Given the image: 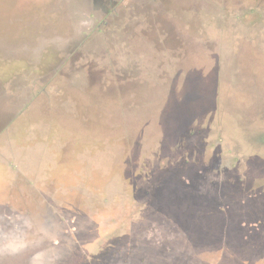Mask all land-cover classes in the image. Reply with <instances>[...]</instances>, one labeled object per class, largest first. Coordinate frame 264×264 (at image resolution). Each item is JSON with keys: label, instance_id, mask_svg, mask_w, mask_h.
<instances>
[{"label": "rangeland", "instance_id": "374dc122", "mask_svg": "<svg viewBox=\"0 0 264 264\" xmlns=\"http://www.w3.org/2000/svg\"><path fill=\"white\" fill-rule=\"evenodd\" d=\"M171 1L23 0L19 17L0 0V26L17 31L0 33V201L34 202L0 214V248L36 242L19 264H103L134 254L115 242L193 241V223L225 241L211 264H264V48L245 69L247 24L228 28L231 52L211 0H183L196 5L189 34ZM258 14L249 32L264 38ZM161 31L204 50L180 48L178 66ZM162 165L174 169L165 184ZM50 167L60 181L46 183Z\"/></svg>", "mask_w": 264, "mask_h": 264}, {"label": "flooded vegetation", "instance_id": "af4514ba", "mask_svg": "<svg viewBox=\"0 0 264 264\" xmlns=\"http://www.w3.org/2000/svg\"><path fill=\"white\" fill-rule=\"evenodd\" d=\"M211 2H213L214 6L218 9L217 12H214L211 14V16H217L219 18V23L220 24H224V27L226 28V41L223 43L224 45H222V41L221 39H218L219 42L221 43V45L225 48V47H230L232 48V51L230 49L231 52H233L235 44L238 45V41L236 39H238L239 36H230V34L232 33V31H230L228 28L233 26H237L238 31L237 32H241V29L243 30V26L247 24V28L250 27V29L252 27L257 26V24L259 23V17L260 15L258 14V8L259 7H263L264 9V0H252L251 2L247 3V5H244V0H211ZM164 3V2H163ZM168 4L172 7V12H173V16L176 15L178 17H181L184 19L187 18V15L189 16V21H190V27L189 30H184L182 31L183 34H189L190 32H194V30H192L193 25L192 23L195 21V16L197 11H196V5L195 4H186L183 2V0H173L171 2H168ZM165 5V3H164ZM246 8V10H248V12H250L252 14L251 19L247 22H245V18H244V9ZM254 15V16H253ZM192 17V19H191ZM182 19V20H183ZM248 19V18H247ZM218 20V19H217ZM227 21L231 22V25H227ZM107 24V21L105 19H101L98 23V27H102L104 25ZM263 27V26H262ZM221 29V28H220ZM249 29V30H250ZM249 30L247 32L242 33L240 36L242 37L239 40H244L247 44H249L250 46L246 49L247 51L242 53L241 56V64L244 65L242 67H244L245 69H247L249 66H245V65H250V66H256V64L258 63L259 57L255 56L256 53L259 52V50L261 48L264 47H260V44H264V38L262 36H260V32L259 30L257 31V34L255 35V37H252L253 35L250 34L251 32H249ZM244 31V30H243ZM161 44H168V39L170 36H168L164 31H161ZM174 33V32H172ZM146 37V36H145ZM171 42L172 45L176 48V52H173L171 55L175 56V60L178 62H175L178 66H182L181 64V56H182V49L180 48H185L189 51V49L191 50H204V49H200L199 47L195 48L196 44H198L197 42H195L194 40H187L185 39V37L182 35V39L179 35L174 33V36L172 35L171 37ZM204 38L205 41L203 42L204 44L207 45L206 48H208V50L206 49L205 51L209 52V50L211 49V47H215V49H217V44H213V42L210 40L211 36H205ZM220 38V37H219ZM147 39V37L145 38V40ZM211 41V42H210ZM212 43V45H211ZM242 43V42H240ZM227 45V46H226ZM221 46V48H222ZM174 48V49H175ZM240 49V48H239ZM190 52V51H189ZM226 51H221V54H228L225 53ZM192 53V52H190ZM255 53V54H254ZM196 54V52H195ZM257 55V54H256ZM226 60V59H225ZM164 61V59H163ZM224 61V60H223ZM243 61V62H242ZM226 63V62H225ZM246 63V64H244ZM226 65V64H225ZM60 160L59 158L54 159V162L52 163V165L59 163ZM54 168L52 169V167H50L48 169V172L45 176V181L46 183L51 184L53 181H60V176L58 175H54ZM6 201L8 202V198L6 199ZM1 202V201H0ZM4 203V202H3ZM3 203L1 202L0 204L3 206ZM2 207H0V214L5 215V213L7 212V209L5 208L3 211H1ZM22 209V208H21ZM20 209V210H21ZM30 207H25L24 211H30ZM200 219V218H199ZM193 223V222H192ZM2 226H4V224L0 223V233L2 234ZM190 228L192 229V231H194L195 233H197V239L193 240V241H186V240H182V239H177V240H173L170 241V244H158L156 242V244H151L150 242H148L146 239H142L139 240L137 242L133 241V242H129L127 245H120L119 243L115 242L114 244V249L115 247L117 248H122V247H135V252L134 254H128L127 252L124 253H120L118 254L117 252L120 250H116L117 255H115L113 257L112 254H108L105 256L104 258V262L103 264H211L213 261H215L217 258L216 256H210L209 255V251L211 248H216L217 251V247L221 246H225V241H218L213 239L211 236H209V233L206 234L205 233H201L202 229H201V224H191ZM72 229V227H70V230ZM74 231V229H73ZM164 246H169L170 248L172 247H179V246H183V251L184 253L182 254H175L172 250V254H165L164 253ZM188 246L190 247V249L188 250ZM138 248V249H137ZM123 249V248H122ZM126 249V250H127ZM125 250V251H126ZM190 250H192V253L190 252ZM221 250V248H220ZM113 258V259H112ZM116 258V259H114ZM50 260H53L54 257H49ZM224 260V259H223ZM23 260L21 261H15L9 264H19L21 263ZM0 264H4L3 261L0 259ZM102 264V263H101Z\"/></svg>", "mask_w": 264, "mask_h": 264}, {"label": "trees", "instance_id": "16d2710c", "mask_svg": "<svg viewBox=\"0 0 264 264\" xmlns=\"http://www.w3.org/2000/svg\"><path fill=\"white\" fill-rule=\"evenodd\" d=\"M7 2H10V4L9 5H13L14 6V8L13 9H11V10H13V11H15V12H17L18 14H16L17 16H21L23 13H26V12H24V11H26V10H24V9H21V8H19V9H16V7L18 6L17 4L18 3H20L21 1H23V0H6ZM17 5V6H16ZM22 6V5H21ZM37 8V7H36ZM35 8V9H36ZM11 10H8V12H10ZM21 10H24V11H22L21 12ZM32 10V9H31ZM36 10H38V9H36ZM22 17V16H21ZM2 26H0V33H2V34H5V35H7V34H11V33H14V32H17L16 31V26H15V22H5V23H3V24H1ZM163 166V169H164V165H162ZM161 167V166H160ZM174 169H172L171 168V166H166L165 167V169H164V171L162 172H160L157 176H158V181L160 182V183H162V184H165V182L168 180V178H171L172 177V174H173V171ZM65 200H66V207H68V205H69V207H70V209H69V213L71 214V216L69 217L70 219H73L74 220V218L73 217H75V213H76V211H74L75 209H77V208H79L80 206H79V202L78 201H75V203H73V204H70V199L72 198L73 199V195L72 194H70V195H66L65 196ZM74 200V199H73ZM77 206V207H76ZM32 208H34V202L32 201V206H31ZM25 208V207H24ZM24 208H22V210L24 211ZM72 209V210H71ZM29 212V211H28ZM28 212L26 213V214H28ZM75 222V221H74ZM175 240V239H174ZM183 246H179V247H172V248H170L169 246L168 247H164L163 249H164V253L165 254H172V250H174L173 252L175 253V254H182V253H184V251H183ZM190 249V247L188 246V250ZM169 252V253H168ZM190 252H191V250H190Z\"/></svg>", "mask_w": 264, "mask_h": 264}, {"label": "water", "instance_id": "95a60500", "mask_svg": "<svg viewBox=\"0 0 264 264\" xmlns=\"http://www.w3.org/2000/svg\"><path fill=\"white\" fill-rule=\"evenodd\" d=\"M22 196L23 194H21V196H17V197H12L11 199L8 198V196L6 195L5 197H3V200L1 201L2 203L5 202V200L8 198V203L10 204V206L7 205H3L4 208L8 207L10 210L5 213L6 217H10L11 214H13V212H15L16 214L19 213V209L23 208L21 207L22 204ZM30 205V206H29ZM28 207H30V210H33L32 206V202L29 203L28 202ZM26 206V207H27ZM33 242L31 241H25L24 242H18L15 245H12L8 248H0V259L3 261L4 264H9L15 261H21L23 260L26 256V254H28L30 251V247L32 249L34 244L31 243H36L34 241V239H32ZM31 242V243H30ZM26 251V253H25Z\"/></svg>", "mask_w": 264, "mask_h": 264}]
</instances>
